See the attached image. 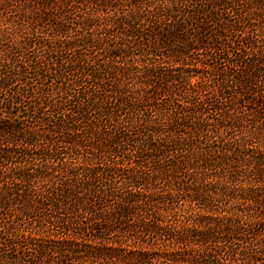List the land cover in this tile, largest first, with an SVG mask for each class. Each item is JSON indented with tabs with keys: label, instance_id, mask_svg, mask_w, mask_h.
Instances as JSON below:
<instances>
[{
	"label": "trees",
	"instance_id": "trees-1",
	"mask_svg": "<svg viewBox=\"0 0 264 264\" xmlns=\"http://www.w3.org/2000/svg\"><path fill=\"white\" fill-rule=\"evenodd\" d=\"M0 264H264V0H0Z\"/></svg>",
	"mask_w": 264,
	"mask_h": 264
}]
</instances>
